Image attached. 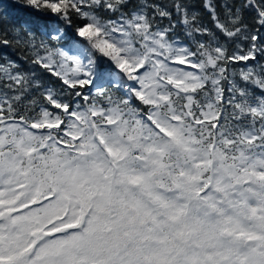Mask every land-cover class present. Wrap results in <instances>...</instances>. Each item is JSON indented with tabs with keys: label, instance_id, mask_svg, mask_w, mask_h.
<instances>
[{
	"label": "snow or ice",
	"instance_id": "1",
	"mask_svg": "<svg viewBox=\"0 0 264 264\" xmlns=\"http://www.w3.org/2000/svg\"><path fill=\"white\" fill-rule=\"evenodd\" d=\"M6 7L0 264H264V0Z\"/></svg>",
	"mask_w": 264,
	"mask_h": 264
},
{
	"label": "trees",
	"instance_id": "2",
	"mask_svg": "<svg viewBox=\"0 0 264 264\" xmlns=\"http://www.w3.org/2000/svg\"><path fill=\"white\" fill-rule=\"evenodd\" d=\"M11 2L12 0H0V5L4 6V7H0V13H6V17H5L6 19L11 17V18H16L18 20L21 18V14L15 9H9L6 7ZM160 2H166V0H160ZM69 35H71V30H69ZM61 46H64V45L62 44ZM0 55L4 57H10L13 59H20L23 56V53L20 50H17L15 48L13 49L0 48Z\"/></svg>",
	"mask_w": 264,
	"mask_h": 264
}]
</instances>
